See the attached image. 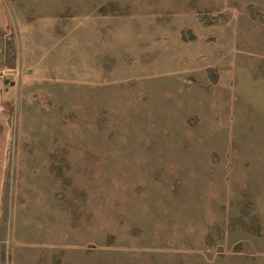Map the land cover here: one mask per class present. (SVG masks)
<instances>
[{
	"label": "rangeland",
	"instance_id": "rangeland-1",
	"mask_svg": "<svg viewBox=\"0 0 264 264\" xmlns=\"http://www.w3.org/2000/svg\"><path fill=\"white\" fill-rule=\"evenodd\" d=\"M3 1L0 264H264V0Z\"/></svg>",
	"mask_w": 264,
	"mask_h": 264
},
{
	"label": "crops",
	"instance_id": "crops-1",
	"mask_svg": "<svg viewBox=\"0 0 264 264\" xmlns=\"http://www.w3.org/2000/svg\"><path fill=\"white\" fill-rule=\"evenodd\" d=\"M3 0H0V31H5L9 26V15L8 11L3 3ZM7 84L0 76V103L6 102V92ZM3 117L0 115V124H2ZM2 127V126H1ZM5 135L4 128L0 130V204H1V187H2V175H3V154L6 151L5 142L3 137Z\"/></svg>",
	"mask_w": 264,
	"mask_h": 264
}]
</instances>
